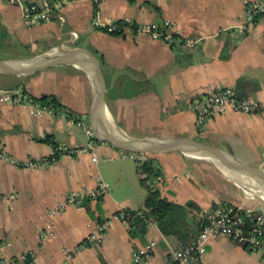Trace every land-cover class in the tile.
<instances>
[{
    "label": "crops",
    "instance_id": "obj_1",
    "mask_svg": "<svg viewBox=\"0 0 264 264\" xmlns=\"http://www.w3.org/2000/svg\"><path fill=\"white\" fill-rule=\"evenodd\" d=\"M57 1L0 0V89L36 101L52 96L58 104L57 114L36 117L0 101V150L10 158L0 159L1 256L12 264H134V254L152 244L145 264H170L171 253L186 243L163 234L155 221L140 233L114 219L100 243L80 247L118 210L142 208L148 187L133 154L154 160L161 198L192 204L185 221L195 235L211 207L264 205L260 195L236 198L231 187L242 188L213 159L120 147L190 140L264 170V113L227 111L197 126L195 110L200 95L223 88L264 101V12L256 21L246 13L248 3L260 0H68L60 9ZM45 4L51 17L29 22L25 7ZM145 25L164 27L174 43L153 39ZM94 62L105 84L101 105ZM85 129L94 135L91 153L38 167L11 161L39 160L56 145L83 146ZM99 183L105 193L91 199ZM46 228L53 235L39 239ZM67 249L74 254L68 257ZM197 264H264V256L217 236Z\"/></svg>",
    "mask_w": 264,
    "mask_h": 264
},
{
    "label": "built area",
    "instance_id": "obj_2",
    "mask_svg": "<svg viewBox=\"0 0 264 264\" xmlns=\"http://www.w3.org/2000/svg\"><path fill=\"white\" fill-rule=\"evenodd\" d=\"M68 0H58L54 4L55 8L60 9L61 6ZM264 12V0L252 1L246 6V13L249 16H254L257 13ZM25 15L29 22L47 21L51 17L49 7L44 5L43 9H39L36 5H29L25 7ZM57 17L62 20L59 15ZM107 31H115L114 25H109ZM142 31L148 33L153 39L164 38L168 44H173L174 40L171 34H167L164 27L157 25H145ZM189 44V42H187ZM0 101L8 104L22 105L26 111L36 117H41L44 114H57V111L41 106L36 100L20 93L11 90L0 89ZM196 124L203 125L206 121L221 115L227 111L236 113H244L248 115H255L264 113V101L255 100L247 97H239L230 88H224L218 91L208 92L200 95L196 102ZM65 116L63 113H59ZM88 136V141L83 146L69 147L66 145H56L52 147L50 153L39 160L26 161H11L21 167H38L46 166L55 162L59 157L64 155H77L81 153H91L94 147V135L91 129H85ZM137 165H141V155L133 154ZM0 159L10 160L9 156L0 150ZM161 176L151 181L149 188L155 190L156 186L161 182ZM105 185L98 184V187L88 193L91 199L99 198L105 193ZM64 207V203H59L57 207L50 211V215L59 212ZM132 213H131V212ZM143 217L141 210H127L120 209L105 221L99 223L92 232L86 237L80 247H85L92 244H98L102 241L103 233L108 225L114 219H118L130 225L133 229L135 220L138 217ZM148 223V221H146ZM53 232L49 229H42L39 232V239H45L52 236ZM217 236H224L234 243L245 247L248 251L264 256V205L242 207L234 204L216 205L207 210L201 215L200 228L196 235H194L185 245L171 253L170 264H197L198 260L204 255L208 241ZM152 244L145 246L138 253L134 254V264H145L150 257ZM74 250H66L67 256L74 254ZM25 260L26 256L23 255ZM0 264H12L8 259L0 255ZM25 264H33L32 261L27 260Z\"/></svg>",
    "mask_w": 264,
    "mask_h": 264
},
{
    "label": "trees",
    "instance_id": "obj_3",
    "mask_svg": "<svg viewBox=\"0 0 264 264\" xmlns=\"http://www.w3.org/2000/svg\"><path fill=\"white\" fill-rule=\"evenodd\" d=\"M262 14L261 12L257 13L254 21ZM38 100L40 105L44 107H50L56 110L58 106L56 99L52 96L42 97ZM139 172V181L144 187H148V193L140 209L143 212V217L139 216L136 218L133 230H139L138 232L142 233L148 224L146 221L149 223L155 221L163 234L174 235L179 241L187 243L195 235L194 231H192L189 224L185 221L190 213L192 204H174L161 198L158 190H151L149 188L148 182L157 178L160 174L159 168L155 165L152 158L141 157Z\"/></svg>",
    "mask_w": 264,
    "mask_h": 264
},
{
    "label": "water",
    "instance_id": "obj_4",
    "mask_svg": "<svg viewBox=\"0 0 264 264\" xmlns=\"http://www.w3.org/2000/svg\"><path fill=\"white\" fill-rule=\"evenodd\" d=\"M94 61V60H93ZM95 63V62H94ZM93 65V72L95 73L96 79H97V101L99 105L102 104V99H103V91L105 88V84L103 81V77L101 75V72L99 70V67L97 63ZM122 149L125 150H130L138 153H144L147 151H172V150H178L181 152H188V153H196L201 156H205L207 158L215 160V162H218L224 166L228 167H235L243 174L248 176L251 179H254L257 181V183L260 185L261 189H264V175L263 171L264 170H259V169H254L249 167L248 165L240 162L234 157H229L222 153L221 151L214 149L212 147H208L205 145H202L200 143H197L195 141H190V140H172V141H167L165 143H162L160 145H157L156 147H149V146H143L141 148H131L129 146L124 147L120 146Z\"/></svg>",
    "mask_w": 264,
    "mask_h": 264
},
{
    "label": "rangeland",
    "instance_id": "obj_5",
    "mask_svg": "<svg viewBox=\"0 0 264 264\" xmlns=\"http://www.w3.org/2000/svg\"><path fill=\"white\" fill-rule=\"evenodd\" d=\"M224 89V88H223ZM219 90H221V89H219ZM216 91H218V90H216ZM206 93H208V92H206ZM206 161H209V160H206ZM210 165H214V163H212L211 161L210 162H208ZM220 167V169H224V167H221V166H219ZM223 171H225L228 175H229V172L230 171H228V169L227 168H225ZM231 173V172H230ZM233 174V173H232ZM235 177H236V179L234 180L233 179V177L231 176V175H229L233 180H234V182L239 186V187H241L242 189H240V188H238V187H235V188H233L234 186H232L231 187V192L232 193H234V195H235V197L237 198V197H239V199L241 200L242 199V197L243 196H247L248 194H250V195H254V196H258V195H260L261 196V194L259 193V191L261 192H264V190L263 189H261V188H263V187H261L260 188V185L257 183V181L256 180H254V179H249L248 181H243V180H241V179H239L238 177H237V175H235V174H233ZM251 183V184H250ZM251 186H250V185ZM253 184V185H252ZM256 187V188H254V187ZM245 189H246V191H245ZM256 189L257 190H259V191H256ZM236 202V204H240V203H238V201H235ZM239 202H241V201H239Z\"/></svg>",
    "mask_w": 264,
    "mask_h": 264
},
{
    "label": "bare ground",
    "instance_id": "obj_6",
    "mask_svg": "<svg viewBox=\"0 0 264 264\" xmlns=\"http://www.w3.org/2000/svg\"><path fill=\"white\" fill-rule=\"evenodd\" d=\"M196 156H199V155H196ZM199 157H200V156H199ZM222 166H223V165H222ZM224 167H225V166H224ZM225 168H226V167H225ZM225 168H224V169H225ZM224 169H223V170H224ZM232 172H234V171H232ZM232 172H231V173L229 172V175H231V176L233 177V179L235 180L236 177L232 174ZM263 175H264V171H263ZM250 184H251V183H250ZM250 184H249V185H250ZM252 185H253V184H252ZM250 186H251V185H250ZM253 187H254V186H253ZM254 188H256V187H254ZM263 190H264V189H263ZM245 191H246V189H245ZM256 191H259V190L256 189ZM259 193H260L261 196L264 198V192H262V191L260 192V191H259Z\"/></svg>",
    "mask_w": 264,
    "mask_h": 264
}]
</instances>
